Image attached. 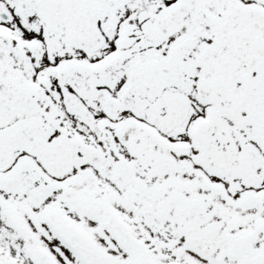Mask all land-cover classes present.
Listing matches in <instances>:
<instances>
[{"label":"snow or ice","instance_id":"1","mask_svg":"<svg viewBox=\"0 0 264 264\" xmlns=\"http://www.w3.org/2000/svg\"><path fill=\"white\" fill-rule=\"evenodd\" d=\"M0 264H264V0H0Z\"/></svg>","mask_w":264,"mask_h":264}]
</instances>
